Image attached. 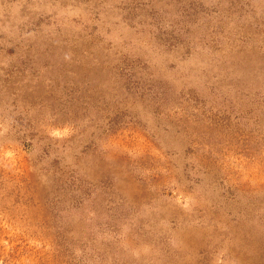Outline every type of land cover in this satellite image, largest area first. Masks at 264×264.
<instances>
[{
  "label": "rangeland",
  "instance_id": "rangeland-1",
  "mask_svg": "<svg viewBox=\"0 0 264 264\" xmlns=\"http://www.w3.org/2000/svg\"><path fill=\"white\" fill-rule=\"evenodd\" d=\"M0 264H264V0H0Z\"/></svg>",
  "mask_w": 264,
  "mask_h": 264
}]
</instances>
